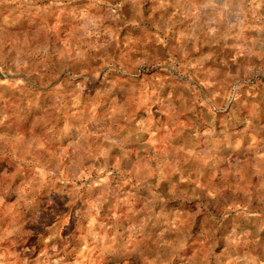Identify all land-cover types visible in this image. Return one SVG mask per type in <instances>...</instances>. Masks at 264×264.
<instances>
[{"label":"rangeland","instance_id":"obj_1","mask_svg":"<svg viewBox=\"0 0 264 264\" xmlns=\"http://www.w3.org/2000/svg\"><path fill=\"white\" fill-rule=\"evenodd\" d=\"M0 264H264V0H0Z\"/></svg>","mask_w":264,"mask_h":264}]
</instances>
